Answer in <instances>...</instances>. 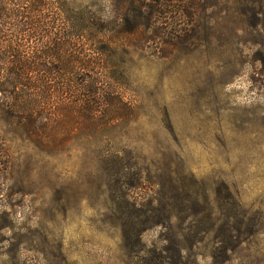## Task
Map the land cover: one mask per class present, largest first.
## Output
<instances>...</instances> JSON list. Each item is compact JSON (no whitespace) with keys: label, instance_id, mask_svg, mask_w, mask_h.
Segmentation results:
<instances>
[{"label":"rangeland","instance_id":"rangeland-1","mask_svg":"<svg viewBox=\"0 0 264 264\" xmlns=\"http://www.w3.org/2000/svg\"><path fill=\"white\" fill-rule=\"evenodd\" d=\"M59 1L45 2L38 44L50 90L61 74L48 56L60 38ZM67 1L92 5L116 39L107 0ZM208 2L214 7L198 11L194 44L140 42L114 55L123 72L121 124L92 134L88 112H66L52 90L46 112H0V264H168L172 243H184L179 221L165 213L180 194L210 208L205 226L247 212L241 237L230 233L231 251L217 250L215 264H264V0ZM31 11L27 0L32 50ZM158 210L165 227L141 232ZM217 236L180 264H212Z\"/></svg>","mask_w":264,"mask_h":264},{"label":"trees","instance_id":"trees-1","mask_svg":"<svg viewBox=\"0 0 264 264\" xmlns=\"http://www.w3.org/2000/svg\"><path fill=\"white\" fill-rule=\"evenodd\" d=\"M26 1L0 0V95L4 98L0 112H30L28 118L33 112H46V101L52 90L62 96L66 112H88L86 118L93 126L92 134L121 124L127 114L122 112L126 104L119 92L122 67L115 62L114 55L119 51L128 54V48L140 42H151L156 49L162 45L194 44L200 30L196 23L198 11L208 12L214 7L208 0H107L117 15L119 26L115 27L120 28L116 31V39L112 40L108 21L92 10V5L74 9L67 0H60V25L57 28L60 38L53 40L54 47L48 56L61 62V74L56 87L50 90L47 85L49 68L43 63V50L38 48L43 37L46 0H30V24L35 45L32 50L26 47ZM62 135L63 142L66 133ZM228 199L240 208L235 196L229 195ZM201 200L191 194H180L165 203H169V209L165 211L167 218L179 221L177 236L184 241L183 244L178 240L172 243L175 257L168 264H180L183 260L188 263L193 250L202 246L213 232L218 236L212 242L209 257L215 264L217 250L225 251V254L231 251L227 241L234 235L230 233L241 237L247 212L228 216L220 225L215 219L205 226L204 221L213 213L210 208L200 205ZM156 212L153 221L143 222L141 232L150 223L163 226L162 212ZM229 222H233L232 225Z\"/></svg>","mask_w":264,"mask_h":264}]
</instances>
